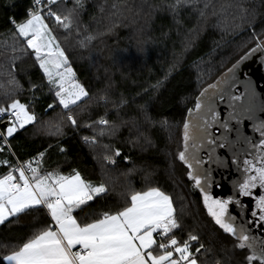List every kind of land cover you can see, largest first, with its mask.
Returning a JSON list of instances; mask_svg holds the SVG:
<instances>
[{
	"label": "snow or ice",
	"instance_id": "6c2138e0",
	"mask_svg": "<svg viewBox=\"0 0 264 264\" xmlns=\"http://www.w3.org/2000/svg\"><path fill=\"white\" fill-rule=\"evenodd\" d=\"M262 10L264 0H32L22 19L10 18L12 28L0 32V95L4 97L0 102V155L7 149V155L15 157L14 148L23 146L11 141L30 127L32 135L54 139L56 144H49L23 162L17 158L16 164L0 159V166L7 167L0 175V227L16 223L27 230L16 236V243H11L12 235L4 237L8 242H3L5 254L0 264H264V101L257 103L250 85L245 86L244 93L234 95L232 91L241 63L254 53L264 52ZM86 13L88 21L84 20ZM163 16L170 18L178 35L184 20L195 17V24L187 29L189 35L208 26L233 37L247 31L246 43L254 46L215 83L199 91L194 108H187L181 120L164 115L157 118L151 111L165 83L178 69L177 59L164 77L131 96L124 92L114 96L117 86L109 77L103 89L98 90L97 103L111 108H105L98 119L80 123L78 115L88 112L91 104L80 106L93 94L77 78L62 41L75 40L81 49H87L121 26L146 25L151 31L152 24ZM57 29L64 35H58ZM139 31L143 33L144 27ZM191 47L186 37L183 52ZM89 58L94 60L91 53ZM28 59L31 65L21 68ZM192 67L197 69L196 80L200 83L204 72L196 61ZM33 70L42 73L37 82L28 75ZM21 76L27 77V89ZM45 87L52 102L37 112L40 97L35 93L44 95ZM25 91L30 96L22 102L19 94ZM184 99L181 94L176 103ZM221 104H226L227 115L219 110ZM129 105L136 114L125 119L124 110ZM77 108L79 113L74 111ZM110 112L115 113L114 119L107 118ZM245 120L251 122V135L241 130ZM142 124L149 130H142ZM173 125L181 129L180 141L174 150L167 144L158 150L164 157L158 183L170 180L180 186L186 177L191 190L198 191L210 222L204 221L198 211L190 215L207 234V241L193 230L185 238L177 235L184 229L185 209H191V202L186 205L184 196L176 200L161 186H148L141 190L130 188L121 194L122 203H113L108 200L110 188L104 179L93 181L74 167L67 173L61 171V163L70 166L68 150L60 142L69 128L92 130L91 136L81 139L93 153L97 146L103 149L100 167L108 175L107 166H114L122 153L120 148L101 145L99 138H115L128 127L132 137L127 140L129 144L143 141L144 145L158 148L150 130L159 127L168 132L171 140ZM54 146L65 159L53 161L56 167L46 170L44 161ZM123 158L133 163L130 155ZM93 159L101 160L96 155ZM231 169L237 178L231 180L230 193L217 196L215 189L224 186L223 173ZM136 171L134 165L122 175L128 177ZM217 172L221 173L219 179ZM155 175L156 171L147 172L143 180L150 181ZM246 200L252 202L251 207ZM225 234L231 238L229 241L223 239Z\"/></svg>",
	"mask_w": 264,
	"mask_h": 264
},
{
	"label": "trees",
	"instance_id": "16d2710c",
	"mask_svg": "<svg viewBox=\"0 0 264 264\" xmlns=\"http://www.w3.org/2000/svg\"><path fill=\"white\" fill-rule=\"evenodd\" d=\"M96 2L99 3L102 0H96ZM31 4L32 0H0V32L11 29L12 24L9 23V19L12 17H15L16 20L22 19ZM88 9L89 13L93 11L90 3L88 4ZM88 19L89 14L86 13L84 20L88 21ZM106 23L105 21L104 24ZM104 24L100 25L101 31L104 30ZM194 24L195 17L191 20L185 19L184 27L180 29L178 35L176 27L172 25L170 18L163 16L156 19L152 24L151 31L148 30L146 25L121 26L112 34L102 39H97L87 49H81L75 40L62 41L77 78L93 94L90 100L85 101L80 106L84 107L91 104L88 109V112H91V116L88 115V112L78 115L79 122L84 123L89 119H98L104 115L105 108H111L110 105L97 103L98 90L103 89L109 77L114 79V83L117 86L113 90L114 96H118L120 92L131 96L140 91L141 88L147 87L148 84L155 83V81L164 77L169 70V66L177 59H180L179 67L165 83L151 111L157 118L164 115L170 119L181 120V117L186 115L187 108L194 106L195 97L199 94V91L213 82L244 55L249 48L254 46L252 43H246L249 36L247 31L233 37L231 34L226 35L208 26L203 31L189 35L187 29L192 28ZM50 25L56 27L54 21H50ZM141 26L144 27L143 33L139 31ZM260 26L258 23L257 30H259ZM165 32L169 34L167 36L163 35ZM57 34L64 35L59 29H57ZM186 37L188 41H191L192 47L188 52L184 53L183 43ZM216 42H219V46L216 45ZM214 48L215 51H213ZM90 53L94 60L89 58ZM194 61L199 64L200 69L204 72L200 83H197L196 80L197 69L192 67ZM31 63V59H28L20 67H29ZM28 75L33 78V82H37L38 77L42 78V73L38 70H33ZM21 82L24 84L25 89L29 87L26 76H21ZM43 93L44 95H41L40 92L35 93V95L40 97L36 107L37 112H42L47 104L52 102V96L48 93L47 87L43 89ZM181 94H183L185 99L177 104L176 99ZM19 96L23 102L29 98L30 93L25 91ZM3 101L4 97L0 95V102ZM137 102L140 101L138 100ZM56 111L58 112L59 109H56ZM74 111L79 113L80 109L77 108ZM124 111L127 113L125 119L136 114L135 108L131 105ZM53 114L52 112L49 113V115ZM107 118L110 120L114 119L115 113L110 112ZM142 130H149L148 126L142 124ZM150 131L152 139L157 143L158 148L144 145L143 141L138 145L129 144L127 140L132 137H129L128 127L122 128L115 138H99L101 145L109 144L112 149L120 148L122 153L120 157H116L117 163L114 166H107L108 175H104L100 167L102 155L104 154L103 149L97 146V151L93 153L90 147L84 144L81 139V137L86 135L91 136L93 134L92 130L86 128L73 130L69 128L67 136L60 142L68 150L67 157L70 160V166H64L61 163V171L67 173L71 167H74L80 170L86 178L93 181L104 179L110 188L108 200L113 203L117 201L122 203L121 194L130 188L141 190L148 186H161L176 200L184 196V203L187 205L191 202V209H185V219H182L184 229L182 232H178L177 235L185 238L187 232L193 230L199 232L202 240L207 241V234L200 230L190 215L191 211H198L202 214L204 221L210 222V218L206 216V212L200 202L201 198L198 191L191 190V183L187 181L186 177L184 184L180 186L174 185L170 180L166 184L158 183L162 179L164 166L163 154H158V150L164 148L166 144L171 146V150L176 148L177 143L180 141V127L173 125L170 130L172 133L171 140H168V132L163 131L159 127ZM32 132L33 129L30 127L27 132L17 134L11 143L13 145L21 144L23 148H14L15 157L7 155L6 149L5 153L0 155V159L7 158L12 164H15V159L17 158L23 162L34 156L38 151L48 148L49 144H56L54 139H47L42 135L34 136ZM135 135L136 133L133 132L132 136L134 137ZM93 155L100 157V162L94 160ZM125 155H130L133 163L126 162L123 158ZM64 159L65 157L60 155L58 148L54 146L49 149V156L45 158L44 168L51 170L52 167H56L53 161L63 162ZM134 165L137 171L133 175L128 177L122 175L123 172H126L127 169L132 168ZM6 171V166H0V175ZM152 171H156V175L150 181H144L143 177L145 174ZM96 203L99 204L100 201ZM177 211L178 213L180 211L179 203L177 204ZM26 232L25 228L16 223H12L11 226L5 224L0 227V258L5 254L3 242H8L4 240L5 236L12 235L11 243H16V236L24 235ZM223 239L229 241L231 238L225 234Z\"/></svg>",
	"mask_w": 264,
	"mask_h": 264
},
{
	"label": "flooded vegetation",
	"instance_id": "af4514ba",
	"mask_svg": "<svg viewBox=\"0 0 264 264\" xmlns=\"http://www.w3.org/2000/svg\"><path fill=\"white\" fill-rule=\"evenodd\" d=\"M262 56H264V52L254 53L247 60L241 63L240 68L236 72L237 82L235 84V87L232 89L233 94L238 95L240 93L245 92L246 85H250L251 88H253L256 92L258 104L264 101V61L261 60ZM228 69L210 84L215 83V81L220 78L224 73H226ZM192 108H194V106ZM219 110L222 112V115H227L228 109L226 107V104L219 105ZM262 118H264V116H262ZM232 123L234 124L235 122ZM245 125H247V127H245ZM250 125L251 122L245 120L244 124L241 125V130L245 132V134L251 135L252 132ZM220 175L221 173L217 172V179L220 178ZM223 175L226 177L223 180L224 186L223 188L215 189V194L217 196L226 197L230 193L231 180L236 179L237 175L234 169L224 172ZM246 203L249 205V207H251L252 202L250 200H246ZM233 211H235V209H233Z\"/></svg>",
	"mask_w": 264,
	"mask_h": 264
},
{
	"label": "built area",
	"instance_id": "2783aa9c",
	"mask_svg": "<svg viewBox=\"0 0 264 264\" xmlns=\"http://www.w3.org/2000/svg\"><path fill=\"white\" fill-rule=\"evenodd\" d=\"M16 161H15V164H16V162H17V159H15ZM20 161V160H19ZM20 162H22V161H20Z\"/></svg>",
	"mask_w": 264,
	"mask_h": 264
}]
</instances>
